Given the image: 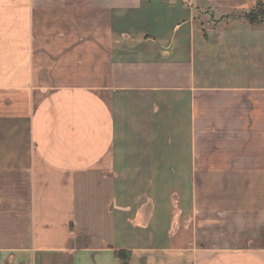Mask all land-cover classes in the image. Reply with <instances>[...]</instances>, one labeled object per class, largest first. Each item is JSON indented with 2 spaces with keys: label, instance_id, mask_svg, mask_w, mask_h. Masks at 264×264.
I'll return each instance as SVG.
<instances>
[{
  "label": "crops",
  "instance_id": "obj_1",
  "mask_svg": "<svg viewBox=\"0 0 264 264\" xmlns=\"http://www.w3.org/2000/svg\"><path fill=\"white\" fill-rule=\"evenodd\" d=\"M255 1L0 0V264H264Z\"/></svg>",
  "mask_w": 264,
  "mask_h": 264
},
{
  "label": "rangeland",
  "instance_id": "obj_2",
  "mask_svg": "<svg viewBox=\"0 0 264 264\" xmlns=\"http://www.w3.org/2000/svg\"><path fill=\"white\" fill-rule=\"evenodd\" d=\"M242 215L244 219H250L251 216V214H242ZM260 222H263V220H260ZM255 225L258 227L257 220H255V224L253 225L250 224L249 227H246V229H241V231L238 232L237 230L238 225H235V220L233 215L232 214H229V216L226 215L224 217V221L221 223L218 222L213 226L203 224L202 226L203 244L215 245V246H239L243 244L248 245L247 244L248 242L247 243L242 242V240L245 238L244 234L253 231L255 229ZM260 230H263V228H261ZM250 245H257V244L250 243ZM125 260L126 259H124L123 261L126 262Z\"/></svg>",
  "mask_w": 264,
  "mask_h": 264
},
{
  "label": "trees",
  "instance_id": "obj_3",
  "mask_svg": "<svg viewBox=\"0 0 264 264\" xmlns=\"http://www.w3.org/2000/svg\"><path fill=\"white\" fill-rule=\"evenodd\" d=\"M235 17L241 18L245 21H248L255 27L264 26V3L262 0H256L252 8L242 11L240 13L234 14ZM116 257L120 259H125L129 256L128 252L125 251H116Z\"/></svg>",
  "mask_w": 264,
  "mask_h": 264
}]
</instances>
